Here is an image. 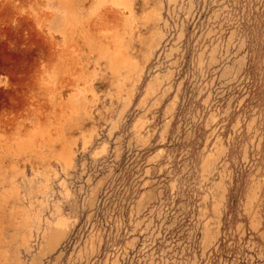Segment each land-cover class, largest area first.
<instances>
[{"label": "rangeland", "instance_id": "rangeland-1", "mask_svg": "<svg viewBox=\"0 0 264 264\" xmlns=\"http://www.w3.org/2000/svg\"><path fill=\"white\" fill-rule=\"evenodd\" d=\"M0 264H264V0H0Z\"/></svg>", "mask_w": 264, "mask_h": 264}]
</instances>
